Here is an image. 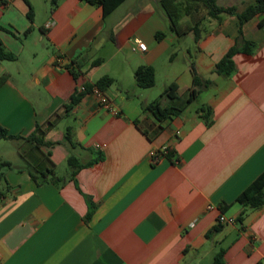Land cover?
Returning a JSON list of instances; mask_svg holds the SVG:
<instances>
[{
	"label": "crops",
	"instance_id": "1",
	"mask_svg": "<svg viewBox=\"0 0 264 264\" xmlns=\"http://www.w3.org/2000/svg\"><path fill=\"white\" fill-rule=\"evenodd\" d=\"M27 1L35 20L34 3ZM129 1L105 18L102 7L85 0H60L47 9L38 33L25 0L0 4V26L7 30H0V40L17 56L0 61V78L8 77L0 86V128L26 138L37 124L63 115L46 136L56 143L50 152L59 183L35 184L20 156L29 144L0 140V163L12 164L2 171L6 182L0 183V264H212L221 249L227 264H264V208L246 210L237 202L264 173L260 17L243 27L256 49L235 56L236 71L229 78L215 67L236 44L239 22L229 16L220 23L206 21L211 31L195 43V71L202 84L194 86L193 77L190 85L181 77H167L163 89L175 84L179 96L183 89H195L192 103L199 100L200 107L159 122L146 107L157 99L151 89L157 85L158 59L167 51L166 38L147 45L145 52L134 50L136 55L123 64L129 74L124 79L105 68L122 50L104 49L108 20ZM154 1L157 11L146 16L141 33L155 35L165 24L170 27L160 0ZM220 6L235 5L226 1ZM187 52L193 56L191 47ZM73 60L82 64L78 79L66 68ZM97 60L101 63L92 66ZM141 66L155 68L153 88L136 85L134 73ZM188 67L192 74L190 62ZM107 75L119 88L111 86L103 94L119 115L92 93L64 112L80 86ZM208 108V113L201 111ZM68 131L72 142L65 138ZM165 145L170 154L153 164L150 152ZM70 155L93 165L72 176ZM89 200L95 208L86 222ZM243 213L242 225L218 221L221 214L237 219Z\"/></svg>",
	"mask_w": 264,
	"mask_h": 264
},
{
	"label": "trees",
	"instance_id": "2",
	"mask_svg": "<svg viewBox=\"0 0 264 264\" xmlns=\"http://www.w3.org/2000/svg\"><path fill=\"white\" fill-rule=\"evenodd\" d=\"M29 5L28 1L25 0ZM60 0H52V5L54 9L58 6ZM87 3L102 7L104 17L110 16L120 5H122L126 0H85ZM1 5H7L8 0H0ZM160 4L165 14L170 21L171 31L176 33L178 36L188 35L192 33L194 35L195 43L197 44L202 37V26L206 21H217L221 22L224 17H235L239 22V36L237 38L236 44L230 48L222 60L216 65L215 72L224 77H231L236 71V65L234 58L237 54H251L256 49L255 42L246 40L244 37L243 27L246 23L251 21L256 17H260L258 27H264V0H253L249 3L242 11L236 6L224 7L217 3V0H160ZM30 7V5H29ZM186 17L188 22L180 23L182 17ZM28 18L31 22L34 21V11L30 7ZM0 30H5V28L0 26ZM156 38L161 41L165 38V34L157 33ZM17 56L7 50L3 42L0 40V61H16ZM101 61L97 60L92 63V66H97ZM191 71L193 75L194 86H199L202 84L200 79L197 77L195 71V63L190 60ZM74 76L78 79L82 72V64L73 60L66 67ZM135 82L139 88L150 89L156 85V71L153 66H141L135 73ZM7 76L0 78V86L7 80ZM115 80L110 76H103L97 80L94 84H86V92H77L71 97L70 102L64 106V112L68 113L74 106L78 105L83 96L90 93L93 87H97L101 92L113 86ZM209 82H207L208 84ZM189 97L184 105L177 106L174 102L179 100L181 96L178 94V87L175 84L167 87L163 93L153 102H151L146 110L150 111L155 119L159 122L165 121L169 118L180 115L185 111V109L192 103L194 99L198 96V92L193 89L189 92ZM167 98L171 101L170 106H164V99ZM202 112H210V108L201 110ZM63 115L56 114L52 119H50L46 124H37L35 131L30 136L24 138L21 136H13L8 134V132L0 128V140L2 139H18L23 140L25 143L29 144V149L21 148L20 156L25 163L26 169L29 171L32 180L37 185L44 183H59L62 180L58 178L55 174V164L51 159L50 148L56 143L48 141L46 139L47 134L52 130L58 122L61 120ZM209 119L208 115L205 116ZM66 140L72 142L70 131L66 133ZM68 165L72 169V176L76 174L79 169L89 167L93 165V162L86 164L81 163L76 157L70 155L68 158ZM12 168V164L9 162L0 163V183L6 182V177L4 169ZM237 202H239L246 210H260L264 208V173H262L247 189H245L242 194L238 197ZM90 209L88 215L86 216V222L91 220L93 216V211L95 206L89 200ZM245 220V214L243 213L239 218L236 219V224L242 225ZM219 230V227L216 228ZM207 237H210L208 234ZM225 249H221L215 256L212 264H227L225 260Z\"/></svg>",
	"mask_w": 264,
	"mask_h": 264
},
{
	"label": "rangeland",
	"instance_id": "3",
	"mask_svg": "<svg viewBox=\"0 0 264 264\" xmlns=\"http://www.w3.org/2000/svg\"><path fill=\"white\" fill-rule=\"evenodd\" d=\"M35 6L36 17L34 20V25L36 26V32H40L39 28L43 26L46 22L47 9L53 10L54 6L52 5V0H31ZM220 5H223L226 1H232L234 5L242 11L249 3H252L253 0H220ZM159 7L162 9L161 4ZM157 11V3L154 0H130L125 7L120 9L111 19L108 20V28L103 34L105 41V50H113L115 47L122 48L121 52L111 60L107 68H111V75L115 77H121L124 79L128 72L127 68L124 69L123 64L128 58L136 53L134 49L137 45V38L141 39L146 45L158 44L160 41L156 38V35L147 33L144 31L140 32V29L143 27V24L147 21L146 16L152 12ZM164 11V10H163ZM115 22L113 29H109L110 23ZM161 22L165 24V20L161 19ZM170 22V21H169ZM188 22L186 17H182L180 23L184 24ZM168 23V22H166ZM210 26L207 22H204L202 35H206V31H211ZM140 32V33H139ZM137 33V34H136ZM160 33L165 34V44H166V54L162 55L157 62V85L154 87L152 92H154V98H158L161 93H163L164 85L169 83L167 77H181L182 82L190 85L192 83L193 75L189 71V62L191 57L189 56L187 49L191 47L192 49V61L196 60V45L194 41V35H183L178 36L176 33L170 30L169 24H165V30ZM204 35V36H205ZM162 41V40H161ZM136 55V54H135ZM104 69V71H107ZM129 75V74H128ZM114 89H118V82H115L113 85ZM189 93L183 89L181 97L179 100L174 103L177 106L184 105L186 103ZM165 105L171 102L169 99H164ZM199 100L191 103L188 106V112H196L200 107ZM63 128V125H61Z\"/></svg>",
	"mask_w": 264,
	"mask_h": 264
},
{
	"label": "built area",
	"instance_id": "4",
	"mask_svg": "<svg viewBox=\"0 0 264 264\" xmlns=\"http://www.w3.org/2000/svg\"><path fill=\"white\" fill-rule=\"evenodd\" d=\"M134 50H139V51L145 52L147 50V45L138 40L136 48ZM86 91H87L86 85H82L77 89V92H80V93L86 92ZM90 93L95 94L98 97L100 104L103 107H105L107 110H109L113 115L117 116L120 114V111L113 105L111 100H109L103 94V92H101L97 87H93ZM177 134L179 135L180 133L178 132ZM170 151H171L170 147L165 145V146H162L160 148L153 149L149 154V158L153 164H157L161 161L162 158L167 157L170 154ZM208 209L214 210L215 207L209 206ZM218 221L220 223H230V224L236 223V219L226 218L223 214H221L218 217Z\"/></svg>",
	"mask_w": 264,
	"mask_h": 264
}]
</instances>
